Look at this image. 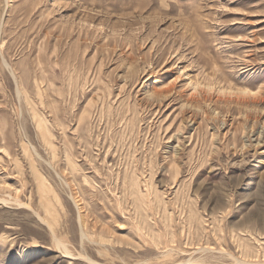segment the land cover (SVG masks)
<instances>
[{"label":"rangeland","instance_id":"rangeland-1","mask_svg":"<svg viewBox=\"0 0 264 264\" xmlns=\"http://www.w3.org/2000/svg\"><path fill=\"white\" fill-rule=\"evenodd\" d=\"M0 264H264V0H0Z\"/></svg>","mask_w":264,"mask_h":264},{"label":"bare ground","instance_id":"bare-ground-1","mask_svg":"<svg viewBox=\"0 0 264 264\" xmlns=\"http://www.w3.org/2000/svg\"><path fill=\"white\" fill-rule=\"evenodd\" d=\"M39 188H40V191L43 193V190H45V187H44V185H41V186H39ZM41 200H42V198H41ZM58 200V199H57ZM45 209H46V211H47V213L51 216V218L53 217V210H52V208H51V206H49V204L48 203H46L45 202ZM39 217V216H38ZM48 223H49V225L53 228V230H54V228H55V226L52 224V222H50V220L48 221L47 219H45ZM52 220V219H51ZM58 245H61V242H59L58 241Z\"/></svg>","mask_w":264,"mask_h":264}]
</instances>
